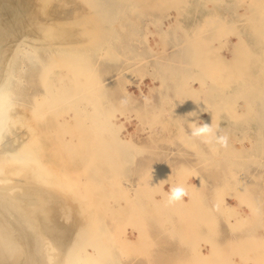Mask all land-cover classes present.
<instances>
[{"label":"bare ground","instance_id":"obj_1","mask_svg":"<svg viewBox=\"0 0 264 264\" xmlns=\"http://www.w3.org/2000/svg\"><path fill=\"white\" fill-rule=\"evenodd\" d=\"M150 1V11H156ZM170 1L166 9L175 8L174 13L161 19L159 25L164 20L174 22L173 35L179 38L180 48L172 53L179 58L173 69H156L143 54L132 53L134 57L124 59L125 64L116 71L117 86L112 87L117 90L99 96L79 93L81 81L78 86L77 80L82 77H76L78 72L74 74L57 64L54 67V63L41 72L45 63L35 69L39 63H34L33 76L29 75L28 80L33 77L34 81L43 73V81L39 79L42 93L37 95L35 90L33 97L29 92L34 99L29 100L30 108L24 112L16 106L30 57L36 56L39 49L49 55L62 50L71 55L77 52L81 57L80 46L83 53L88 52L86 44L107 32V27H99L107 11L93 7L90 0H0V264H142L134 263L128 257L130 252L146 258L145 263L153 257L157 261L154 264H239L234 256L242 264H264V200L259 198L264 192L242 187L240 180L225 175L232 171L229 166L233 157L260 156L264 147V103L257 97L264 86V0ZM111 3L119 12V5L125 6L128 1ZM129 9V13H135L136 2H131ZM118 27L123 30L122 24ZM151 34L159 38V48L166 46L165 40H173L161 31ZM149 39L147 36L145 42L153 52ZM98 49L102 56L105 49ZM163 51L166 49L158 53ZM76 65L80 66L78 62ZM187 69L194 83L207 84L205 94L210 86V92L224 95L216 108L210 107L208 115L213 117L211 145L227 163L215 161L214 154L207 150L210 145L205 148L186 138L182 111L209 109V103L215 104L218 99L213 95L201 102L194 97L199 85L193 87V82L187 81ZM131 77L144 84L151 80L152 86L147 87L150 91L159 88V103L155 105L145 98L134 107L138 99L128 91L134 86ZM172 79L175 81L170 87L168 81ZM134 87L140 96L144 95L139 85ZM117 92L125 97L122 99L129 104L127 108H134L120 110ZM256 114L261 122L255 119ZM133 122V132H129L128 125ZM223 122L218 135L217 128ZM243 122L251 128L243 129ZM232 128L238 130L236 136H232ZM140 133H145L146 139H141ZM222 136L227 138L226 146L218 142ZM175 140L194 150L195 163L204 171L197 169L194 174L186 164H174L164 149ZM164 141L167 146L160 144ZM154 148L157 153H153ZM133 175L137 177L135 183L128 178ZM109 178L116 181L113 186L118 191L109 197L113 204L104 194L101 202L115 215L117 226L109 218L110 223L100 219L98 204L89 194L91 189L106 186ZM176 186L186 189L187 199L169 203L170 191ZM230 200L237 205H229ZM219 218L227 225L218 224ZM127 230L136 235L134 240ZM167 244L171 245L169 252L152 254L153 248Z\"/></svg>","mask_w":264,"mask_h":264},{"label":"rangeland","instance_id":"obj_2","mask_svg":"<svg viewBox=\"0 0 264 264\" xmlns=\"http://www.w3.org/2000/svg\"><path fill=\"white\" fill-rule=\"evenodd\" d=\"M92 3V5H93V7H97V6H99L100 8H102V9H104V10H106L107 12H106V18L103 20V22H101V24L99 25V27L100 26H105V27H107V32H105L104 33V35L100 38H97L96 40H94L93 42H92V44L91 43H88V44H86V48L88 49V52H86V53H83V51L85 52V50L84 49H82L81 48V46L79 47V51L81 52V54H82V56L80 57L79 56V54L76 52V55H78L79 57H78V59H77V56L75 55V53H73L72 55L71 54H68V51L67 52H63V50L61 51V52H54L53 54H51V55H49L48 53H45V52H43V50L42 49H39L38 50V53H37V55L36 56H31L30 57V61L29 62H27V73H26V75H25V80H26V82H25V84H23V86H22V88H23V91H22V96L20 97V100H19V102H18V104H17V106H16V110H21L22 108V110H25L24 112H26V110L28 109V108H30V104H31V102L30 101H33L32 99H34L33 97H35L36 95H34V94H36L37 93V95H38V92H39V94H41L42 93V90H41V88H42V82H41V80H39V79H41L42 78V81H43V73H40V74H42V76L41 77H39L40 76V74L38 75V79H37V77L34 79V81L32 80L33 79V77H30V80H28L29 79V75L31 76H33V73H31V71L33 72V68L35 69V68H37L38 66H42L41 64L43 63L44 65H45V67H44V65H43V67H41V69L40 70H42L41 72H43V71H45L48 67H51V65H52V63H54L52 66H54L55 67V65H56V67L58 66H60V67H63V68H66V69H69L70 68V70L72 71L73 70V72H75L74 74H76L77 72V74H76V77L77 78H79V77H82V78H80L81 80H77V83H78V86H80L79 84L81 83V86L78 88L79 90V93L80 94H84V95H92V93H93V95H99V96H101L102 95V93L104 94L106 91H115V90H117L116 88H115V86H117V76H116V74H117V72L116 71H118V70H120L121 69V67L125 64V60L127 59V58H130V59H127V60H131L132 59V55H133V57H134V55L135 56H142V54L147 58V60L149 61V63L150 62H152L151 63V65H154V67L156 68H158V66H161L160 68L162 69V71L163 70H166V69H168V67L167 66H169V68H174V64L175 63H178V59L179 58H177V57H175V55H173L172 53H173V51H175L176 49H179L180 48V44H179V38L178 39H176L175 37H174V35H173V32L175 31L174 30V28L171 26V24H173L174 22L172 21V20H170V21H166L165 22V20L162 22V25L160 26L159 25V22L160 21H162L166 16H168V15H172V13H174V9L175 8H171L169 11H168V9H166L167 8V5L168 4H170L171 3V1L170 0H153V3H152V6L154 7V8H156V11L154 10V11H150V5H149V2H151L150 0H145V1H143V0H127L128 1V4H126L125 6L123 5V4H120L119 5V8H120V11L119 12H116V10H115V7H112V1L113 0H101L102 1V3H101V1L100 0H90ZM94 1V2H93ZM110 1V2H109ZM178 1V3H182V2H184L185 0H177ZM98 2H99V4H101V5H99L98 4ZM131 2H136V5H137V8L138 9H136V12L135 13H129V11H130V5H131ZM94 3H95V5H94ZM130 4V5H129ZM109 5V6H108ZM122 5V6H121ZM174 5V4H173ZM103 6V7H102ZM106 7V8H105ZM122 7V8H121ZM127 7V8H126ZM171 7H173V6H171ZM108 8H113L114 10H112V9H108ZM108 9V10H107ZM127 11H126V10ZM142 9H145V12L142 10ZM113 12H112V11ZM109 11H111V12H109ZM125 11V12H124ZM127 12V13H126ZM151 13V15H150V13ZM108 13V14H107ZM152 13H154L153 15H152ZM114 14H116V16L114 15ZM109 15V16H108ZM120 15V16H119ZM125 15V16H124ZM148 15V16H147ZM110 17V18H109ZM116 18V19H115ZM118 18V19H117ZM147 18H148V20H147ZM149 18H151V19H149ZM110 19H112V20H110ZM123 19H124V21H123ZM162 19V20H161ZM115 23H114V22ZM123 21V22H122ZM143 21V22H142ZM152 21V22H151ZM153 21H154V23H153ZM107 22V23H106ZM122 22V23H121ZM150 22V23H149ZM61 24H62V22H60ZM105 23V24H104ZM133 23V24H132ZM119 24H122L123 25V30L121 29H119ZM125 24V25H124ZM129 24H130V27H128L129 26ZM118 25V26H117ZM133 25H135L134 27H133ZM137 25H138V27H137ZM140 26H143V27H140ZM145 26H147V27H149V28H147V27H145ZM152 27V28H151ZM131 28V30H129ZM132 28H133V30H132ZM151 29V30H150ZM110 30H112V32L110 31ZM146 30V31H145ZM110 31V32H109ZM136 32V33H134V32ZM145 31V32H144ZM151 31V32H150ZM162 32V35L164 34L165 36L167 35V34H169V36H170V38L172 37V39L173 40H165V42H168L167 44H166V46L164 45V46H162L161 48H159V46H157V44H160L161 42H160V40H159V38L156 36V35H152L151 33L152 32H154V33H156V32ZM132 32V33H131ZM118 33L120 34V35H118ZM127 33V34H126ZM133 33H134V35H133ZM128 34L130 35V36H128ZM106 35V36H105ZM116 38H115V37ZM126 36H127V38H126ZM132 36V37H131ZM147 36H148V38H150L149 39V43H150V47L152 48V50H154L153 52L152 51H149L148 50V46H147V44H146V42H145V38H147ZM105 37V38H104ZM117 37H120V38H117ZM135 37V38H134ZM129 38H130V40H129ZM132 38H134V39H132ZM108 39V40H107ZM120 39V40H119ZM128 39V40H127ZM231 41L233 40V41H235V37H230L229 38ZM132 40L134 41V42H132ZM141 40V41H140ZM125 41H127V42H125ZM164 41V40H163ZM113 42V44H111ZM139 42V43H138ZM141 42V43H140ZM144 43V46H143V43ZM95 43H97V44H95ZM109 43V44H108ZM117 43V47H118V49H116L117 47L115 46V44ZM126 43H128L129 45H126ZM138 43V44H137ZM95 44V45H94ZM119 44V45H118ZM123 44H125V46L127 47V48H129V49H127V48H125L124 46H123ZM133 44V45H132ZM99 45V46H98ZM113 45V46H112ZM121 45V46H120ZM139 45V46H138ZM175 45H176V47H175ZM92 46V47H91ZM102 46V48H104L105 50H104V52H103V55L101 56L100 54H101V52H99V49H98V47L100 48ZM129 46V47H128ZM138 46V47H137ZM113 47V48H112ZM125 49H124V48ZM112 48V49H111ZM123 48V49H122ZM131 48L133 49V48H137V50H131ZM141 48H143L142 50H144L145 51V54H144V52H142L141 51ZM145 48V49H144ZM228 48L230 49V51H233V50H231L232 49V47L231 46H228ZM94 49H95V51H94ZM111 49V50H110ZM164 49H166V51H163V52H161L160 54L158 53V51H162V50H164ZM81 50H83V51H81ZM116 50V51H115ZM124 50H128V52H126V51H124ZM140 50V51H139ZM97 51V52H96ZM108 51V52H107ZM110 51V52H109ZM119 51V52H118ZM132 51V52H131ZM43 53V54H41V53ZM94 52V53H93ZM99 52V53H98ZM120 52H121V54H120ZM139 52H141L139 55H137ZM64 53V54H63ZM87 53L88 54H91L92 56L90 57V56H88V57H85L86 55H87ZM99 54V56H98V54ZM112 53H114V54H112ZM123 53H124V55H123ZM126 53V54H125ZM132 53H135V54H132ZM57 54H59V55H57ZM85 54V55H84ZM111 56H113V57H109L110 55ZM47 56V58H46V56ZM63 57H66V58H63ZM67 55V56H66ZM75 55V56H74ZM94 55V56H93ZM97 55V56H96ZM149 55H151V57L149 56ZM160 55H161V58H160ZM225 55H227V53H225ZM45 56V57H44ZM51 58H50V57ZM55 56H57V57H55ZM69 56H71V57H69ZM73 56V57H72ZM96 56V57H95ZM107 56L109 57L108 59H107ZM115 56H117V58L115 57ZM119 56V57H118ZM131 56V57H130ZM149 56V57H148ZM155 56V57H154ZM158 56H159V58H158ZM54 57V58H53ZM76 57V58H75ZM83 57H84V59H83ZM92 57H94L95 58V60H94V58L92 59ZM122 57V58H121ZM60 58H63L62 60L60 59ZM70 58V59H69ZM85 58H86V60H87V62H86V60H85ZM88 58V59H87ZM91 58V59H90ZM115 60H114V59ZM177 58V59H176ZM60 59V60H59ZM65 59V62L66 63H64V60ZM68 60V63H67V60ZM74 60V61H72L73 63H75V65L77 64V62H78V64H80V66H81V64L83 65L82 66V68L79 66V65H74L73 63H71V60ZM81 59H83V61L81 60ZM120 59V60H119ZM125 59V60H124ZM169 59V60H168ZM56 61V63L54 62V61ZM77 60H79V61H77ZM88 60H90L89 62H88ZM93 60V61H92ZM100 60V61H99ZM114 60V61H113ZM118 62H117V61ZM38 61V62H37ZM92 61V62H91ZM121 61V63L119 64V62ZM124 61V62H123ZM81 62H84V64L83 63H81ZM94 62V64H92ZM96 62V63H95ZM100 62H102V63H100ZM118 63V65H115V64H117ZM123 62V63H122ZM34 63H39L38 65H36V66H34ZM47 63H48V65H47ZM61 63V64H60ZM69 63H71L69 66H68V64ZM103 64H105V65H103ZM34 66L33 68L31 67V66ZM86 65V66H85ZM92 65V66H91ZM93 65H94V67H93ZM121 65V66H120ZM68 66V67H67ZM73 66H75V67H73ZM85 66V67H84ZM91 66V67H90ZM102 66V67H101ZM47 67V68H46ZM79 67V68H78ZM90 67V68H89ZM111 67H113L114 69H112ZM116 67V68H115ZM85 68V69H84ZM90 69V70H87V69ZM91 68H92V70H91ZM156 68V69H157ZM43 69H45V70H43ZM81 69V71H79ZM83 69H84V71H83ZM112 69V70H111ZM118 69V70H117ZM85 70H87V71H85ZM105 70H106V72H105ZM109 70V71H108ZM108 71V72H107ZM111 71H113V72H111ZM80 72H82L81 74H80ZM96 72V73H95ZM116 72V73H115ZM166 72V71H165ZM91 73V74H90ZM115 73V74H114ZM185 75H186V79H187V81L191 84L192 82V86L193 87H197L198 85H199V91L195 94V95H193L194 97H199L200 98V100L199 101H201L202 102V100H207V99H211V96H216V97H218V99H217V103H209V109H205V110H197L196 112H191L190 111V109L188 110V109H186L185 110V112H183L182 111V120H183V125H184V128H185V131H186V138H188L189 140H191L192 142H199V143H201V144H203L204 145V147L206 148V146L207 145H210L211 147H208L207 148V150H208V152H211V154H214V156H215V161H220L221 163H227V161L225 160V161H222V160H224V159H222V157L221 156H219L218 154H216V153H218V152H216L218 149H217V147H213L212 145H211V142H212V140H211V136H209V137H197V136H193L192 135V131H193V123H195V125L196 126H202V125H204V124H207V125H211V117H212V115H208V113L210 112V111H212V110H210V107H217V105H218V102L219 101H221L220 100V98L221 97H223L224 95L222 94V93H217L218 95H215V93H213V92H210L209 90H211L212 88H210V86H208L207 87V89H209V90H207V93L205 94L204 93V87L205 86H207V84H201L200 82H195L194 83V81H193V77L191 76L192 74L190 73V70L189 69H187V70H185ZM90 76H89V75ZM95 74L96 75H98V77L96 78V76H95ZM114 74V75H113ZM88 75V76H87ZM94 75V76H93ZM111 75V76H110ZM113 75V76H112ZM75 76V75H74ZM100 76L102 77V78H100ZM193 76H195V75H193ZM28 77V78H27ZM91 77L93 78L92 80H90L91 79ZM105 77V78H104ZM116 77V78H115ZM192 77V78H191ZM196 77V76H195ZM105 79V81H104V79ZM36 79L37 80H39V81H36ZM106 79H108V80H106ZM116 79V80H115ZM192 79V80H191ZM103 80V81H102ZM148 80V81H147ZM146 80V84H144V83H141L140 81H139V79L138 78H135V77H131V81H132V83H133V85L134 86H140V89H141V91H143L144 92V95L143 96H140L139 95V92L137 91V89L134 87V86H129L128 87V91H129V93H131L134 97H136L138 100H137V102L135 103V104H133V106L135 107L136 106V104H142V102L144 101V99L145 98H147L148 99V101H150L151 103H154L155 105H157L158 103H159V98H160V93H159V88L157 89V87L156 88H154L153 90H154V92H152V91H150L149 89H148V87L147 86H152V82H151V80L149 81V79H147ZM29 81V82H28ZM30 81L32 82V83H30ZM81 81V82H80ZM84 81V82H83ZM86 81V82H85ZM100 83H99V82ZM174 81H175V79H172V81L170 82V81H168V83H172L171 85H169L170 87H173V83H174ZM33 82H34V84L37 82V84H35L36 85V87H38L37 89H36V87L34 86V84H33ZM39 82V83H38ZM80 82V83H79ZM93 82H94V84H93ZM140 82V83H139ZM82 83H85V84H83L84 85V87L82 86ZM88 83H90V84H88ZM114 83V84H113ZM148 83V84H147ZM38 84H39V86H38ZM95 84H97V85H95ZM141 84V85H140ZM179 84V83H178ZM25 85V86H24ZM28 85V86H27ZM33 85V86H32ZM88 85H89V87H88ZM108 85V86H107ZM112 85H115L114 87H112ZM87 86V87H86ZM97 86V87H96ZM100 86V87H99ZM110 86V87H109ZM146 86V87H145ZM25 87V88H24ZM29 89V91H28V89ZM30 87V88H29ZM35 87V89H33ZM41 87V88H40ZM166 87H168V86H166ZM32 88V89H31ZM98 88L100 89V90H98ZM103 89H104V91H103ZM107 89V90H106ZM113 89H115V90H113ZM149 91H148V90ZM262 95L260 96V95H257V97L259 98H262V103H264V86L262 87ZM25 90V91H24ZM37 92H36V91ZM84 90H86V92L84 91ZM98 90V91H97ZM28 91V92H27ZM31 91H32V93H31ZM33 91L34 92H36V93H34L33 94ZM93 91H95V93L93 92ZM103 91V92H102ZM33 95V97H32V95L30 94V93ZM85 92V93H84ZM88 92V93H87ZM148 92V93H147ZM28 93V94H27ZM90 93V94H89ZM101 95H100V94ZM116 93V92H115ZM118 94H119V92H117V96H118ZM149 94H150V96H149ZM173 94V93H172ZM168 95V94H166V95H168V96H175V94L174 95ZM121 95V96H120ZM29 96H30V99H28L29 98ZM147 96V97H146ZM157 96V97H156ZM25 97V98H24ZM119 97H120V99L121 100H119V102L122 104L121 106L119 105V107H121V109L118 107V109H120V110H129L131 107L132 108H134L133 106H130V108H127V107H129V104L126 102V100H124L125 99V97L123 96V94L122 93H120L119 94V96H118V99H119ZM144 97V98H143ZM152 97V99H150ZM155 97H156V99H155ZM21 98H23L22 100H24V101H22L21 100ZM32 98V99H31ZM122 98H124V99H122ZM154 98V99H153ZM259 98V99H260ZM28 99V100H27ZM158 99V100H157ZM26 100V101H25ZM30 100V101H29ZM122 100H123V103H122ZM152 100L153 101H155V102H152ZM22 101V102H21ZM138 101H140V102H138ZM26 102V103H25ZM103 102H105V100H103V99H101V104L103 103ZM178 102H180V100H178ZM205 102V101H204ZM19 103H21V104H19ZM24 103V104H23ZM185 103V106H187L188 105V102H184ZM127 104V105H126ZM190 104V103H189ZM24 105H26V106H24ZM105 103H103L102 104V106L103 107H105ZM214 105V106H213ZM264 105V104H263ZM29 106V107H28ZM126 106V107H125ZM189 106V105H188ZM20 107H22V108H20ZM100 109H101V107L100 108H98V110L100 111ZM209 110V111H208ZM198 112V113H197ZM263 112H264V109H263ZM213 118V117H212ZM255 119L256 120H258V121H260L261 122V120H262V118L260 117V115H258V114H256L255 115ZM263 119H264V117H263ZM134 123L135 122H133L132 123V125H128V131L129 132H133V128H131V127H133V125H134ZM249 124H247V123H245V122H243L242 124H241V127L243 128V129H250L251 127L250 126H248ZM213 125H211V127H212ZM224 126V122L223 123H220V126L217 128V134L219 135L220 134V130L222 129V127ZM233 127V126H232ZM237 127V126H236ZM130 129V130H129ZM233 130H235L234 128H232V136H236L237 135V133H238V130H235V131H237V132H235V131H233ZM158 130L156 129V132H157ZM236 133V134H235ZM142 134V135H141ZM140 137H142L141 139H146V134L145 133H140ZM223 137V136H222ZM206 141H210V142H206ZM166 141H164L163 143H160V144H163V145H165V146H167L168 145V143H165ZM246 143V141H244V144ZM176 144H178V148H176ZM234 145L237 147V148H241L240 147V144H238V143H236V142H234ZM263 145H264V142H263ZM173 146H175V147H173ZM216 148V149H215ZM155 150H152L153 151V153H157L158 151L156 150V148H154ZM167 150V151H166ZM176 151V152H175ZM171 152H174V154L172 153L171 154ZM164 153H166L168 156H169V158L170 159H172V160H174L175 161V163L174 164H176V161H178V162H182V163H184V164H186L187 165V167L190 169V171L192 172V173H194V174H197L196 173V170L198 169V170H201V171H204V167L202 166V165H197L195 162H196V160H197V157L196 156H194V150L193 149H191V148H188V147H185V146H183V141H176L175 140V142H174V144L173 145H171V146H169V147H166L165 149H164ZM147 156V154H144V153H140V156ZM253 157V156H252ZM249 157V158H247V157H245V156H238V157H233L234 159V161H233V163H231L230 164V168H231V170L232 171H230V172H228L227 174H225V175H227V177H234V178H236V180H240L241 181V186L242 187H247V188H249V189H253V191L255 190V191H260V192H264V147L262 148V150H261V154H260V156H256V157ZM138 159V158H137ZM153 159H155V157L153 158ZM156 159H157V157H156ZM139 160V159H138ZM213 160L214 159H211V155H210V162H212L213 163ZM197 170V171H198ZM206 174H204V176H205ZM207 176H211L210 174H207ZM213 176V175H212ZM225 177V176H224ZM254 177L256 178V179H254ZM129 179H130V181H131V183H135V180L137 179V177L135 176V175H133V176H129L128 177ZM245 178V179H244ZM262 178V179H261ZM109 179H111V178H109ZM109 179H108V181L107 180H105L107 183H106V186H102V187H99V189L98 190H96V191H94L93 189H91V190H89V194H90V196H92V201L94 202V200L96 201V204L95 205H97L98 204V207L96 208V211L99 213V217H100V219H104L105 220V222H109V220H108V218L109 219H111L110 221H111V223H112V225L113 226H117V220L115 219V215L114 214H112V212H110L109 210H105L106 208H104L103 206H102V202H101V196H102V194H104L105 196H106V198L108 199V202L109 203H112L113 204V201H111L112 199H110L109 197H110V195H111V193L112 192H116V191H118L117 190V187H115V186H113L114 184H115V180L114 179H111V181L110 182H112V183H110L109 182ZM190 180V179H189ZM109 182V183H108ZM193 182H195V180H193ZM108 184V185H107ZM112 184V189L110 188V187H108V186H110ZM203 186H206V185H203ZM168 187V186H167ZM166 187V188H167ZM82 192V191H81ZM185 197V199H187V197L186 196H184ZM205 198V197H204ZM259 198L261 199H263L264 200V197H263V193H262V195L261 196H259ZM106 199V200H107ZM110 199V200H109ZM260 202H261V200H260ZM101 203V204H100ZM230 203L232 204V205H234V206H236L237 204H235L236 202H235V200H233V201H230ZM262 204H263V202H262ZM99 205H101L100 207H99ZM241 209H244V210H246V208H245V206H242L241 207ZM111 213V214H110ZM114 215V216H113ZM111 216L113 217V218H111ZM103 217V218H102ZM112 219L115 221H112ZM114 222V223H113ZM110 223V222H109ZM218 224H220L221 226H223L222 224H224L225 226L227 225L226 224V222H224V220H222L221 218H219L218 219ZM130 228V226H127V228ZM128 228V229H129ZM127 233L129 234V236H130V239L131 240H134L135 239V237H136V235L134 234V233H130V230H127ZM169 248H171V245H159V246H157V247H155V248H153L152 249V254H155V253H157V252H160V253H164L166 250L169 252ZM204 250V249H203ZM166 253V252H165ZM123 254H126V253H123ZM154 256V255H153ZM128 257L131 259V260H133V262L135 263H137V262H141L142 264H154V262H157L153 257H152V259L150 260V262L149 263H145V261H144V259H146V258H144V257H142L141 255H137V254H133V253H128ZM237 258V259H236ZM233 259H234V261L235 262H237V263H239V264H242L241 263V261H240V259H239V257L238 256H234L233 257ZM238 260V261H237ZM261 263V262H260ZM138 264H140V263H138ZM262 264V263H261Z\"/></svg>","mask_w":264,"mask_h":264},{"label":"clouds","instance_id":"obj_3","mask_svg":"<svg viewBox=\"0 0 264 264\" xmlns=\"http://www.w3.org/2000/svg\"><path fill=\"white\" fill-rule=\"evenodd\" d=\"M213 134H214L213 128L211 127V125L209 126L207 124H204L202 126H196L195 123H193V131H192L193 136L209 137V136H212ZM206 142H210V141H206ZM218 142L222 146H226L227 145V138L226 137H220ZM186 194H187L186 189L184 187H182V186L173 187L170 191V195L168 196V202L173 203L175 201H179Z\"/></svg>","mask_w":264,"mask_h":264},{"label":"crops","instance_id":"obj_4","mask_svg":"<svg viewBox=\"0 0 264 264\" xmlns=\"http://www.w3.org/2000/svg\"><path fill=\"white\" fill-rule=\"evenodd\" d=\"M207 190V189H206ZM204 191V190H203ZM231 201V200H230ZM230 201H228V204L230 205L231 203H230ZM256 231H257V233L259 232V229L258 228H256Z\"/></svg>","mask_w":264,"mask_h":264}]
</instances>
